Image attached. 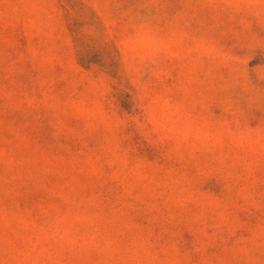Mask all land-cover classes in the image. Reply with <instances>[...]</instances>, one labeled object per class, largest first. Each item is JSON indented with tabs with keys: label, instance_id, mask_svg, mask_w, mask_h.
I'll return each instance as SVG.
<instances>
[{
	"label": "rangeland",
	"instance_id": "374dc122",
	"mask_svg": "<svg viewBox=\"0 0 264 264\" xmlns=\"http://www.w3.org/2000/svg\"><path fill=\"white\" fill-rule=\"evenodd\" d=\"M0 264H264V0H0Z\"/></svg>",
	"mask_w": 264,
	"mask_h": 264
}]
</instances>
